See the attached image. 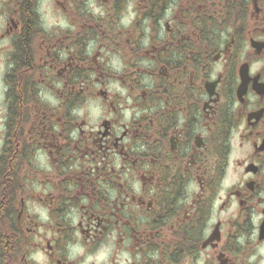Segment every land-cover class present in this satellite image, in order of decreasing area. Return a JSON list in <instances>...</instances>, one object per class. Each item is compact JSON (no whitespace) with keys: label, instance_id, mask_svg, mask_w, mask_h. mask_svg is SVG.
<instances>
[{"label":"flooded vegetation","instance_id":"1","mask_svg":"<svg viewBox=\"0 0 264 264\" xmlns=\"http://www.w3.org/2000/svg\"><path fill=\"white\" fill-rule=\"evenodd\" d=\"M0 264H264V0H0Z\"/></svg>","mask_w":264,"mask_h":264},{"label":"rangeland","instance_id":"2","mask_svg":"<svg viewBox=\"0 0 264 264\" xmlns=\"http://www.w3.org/2000/svg\"><path fill=\"white\" fill-rule=\"evenodd\" d=\"M46 23H48V22H46Z\"/></svg>","mask_w":264,"mask_h":264}]
</instances>
